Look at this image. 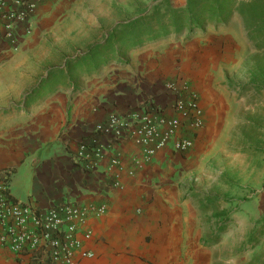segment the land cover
Segmentation results:
<instances>
[{
    "label": "crops",
    "instance_id": "obj_1",
    "mask_svg": "<svg viewBox=\"0 0 264 264\" xmlns=\"http://www.w3.org/2000/svg\"><path fill=\"white\" fill-rule=\"evenodd\" d=\"M74 1H40L31 33L22 28L18 48L0 37V82L4 76L28 75L38 83L27 91L8 87L11 98L28 102L21 108H0V171H13L9 191L20 203L41 209L66 202L107 206V213L87 226L92 237L85 240V248L95 257L78 264H183V221L175 216L179 182L195 165L207 163L215 117L202 94L206 127L194 150L165 151L152 159L145 158L135 140L116 142L113 134L97 133L111 116H128L146 102L169 106L172 95L163 83L173 76L174 65L162 56L170 49L165 41L133 48L127 59L122 55L102 64L86 62L87 52L104 41L49 69L48 42L57 47L53 37L63 34L69 20L80 18V12L71 9ZM78 28L77 21L67 33ZM72 44L79 52L85 50L79 39ZM53 80L54 89L47 85ZM61 82L68 88L58 87ZM37 99L45 101H32ZM25 115L30 117H17ZM94 139L103 157L91 155L96 167L87 168L76 153ZM112 159L119 160L121 168L112 167ZM115 180L118 187L113 186ZM0 264L35 262L31 255L15 256L0 247Z\"/></svg>",
    "mask_w": 264,
    "mask_h": 264
},
{
    "label": "rangeland",
    "instance_id": "obj_2",
    "mask_svg": "<svg viewBox=\"0 0 264 264\" xmlns=\"http://www.w3.org/2000/svg\"><path fill=\"white\" fill-rule=\"evenodd\" d=\"M188 1L76 0L71 9L79 11L80 18L69 20L63 34L53 37L59 41L57 47L48 42V68L103 43L110 28L159 8L161 12L186 8ZM77 21L79 28L67 33ZM72 39H79L85 50L77 51ZM160 41L169 43L162 56L174 65L173 76L163 84L173 83L180 74L190 78L216 122L207 163L195 165L193 173L183 174L179 182L175 216L183 221L180 261L264 264V0H236L220 24L156 42ZM130 53L125 49L122 59ZM2 79L0 108H21L28 102L11 98L8 87L27 91L38 84L28 75ZM47 85L54 89L55 80ZM57 85L68 88L63 82ZM17 117L25 120L30 115Z\"/></svg>",
    "mask_w": 264,
    "mask_h": 264
},
{
    "label": "built area",
    "instance_id": "obj_3",
    "mask_svg": "<svg viewBox=\"0 0 264 264\" xmlns=\"http://www.w3.org/2000/svg\"><path fill=\"white\" fill-rule=\"evenodd\" d=\"M40 1L49 0H0V37L18 48L22 28L31 33L30 24ZM165 89L172 95L169 106L146 102L128 116H111L105 125L97 127V133L113 134L116 142L135 140L147 159L165 151L188 154L206 127L203 95L184 75L166 84ZM102 151L94 139L79 147L76 159L87 168H95L97 161L90 157L100 159ZM111 166L121 168L120 161L112 159ZM113 186L118 187L119 182L115 180ZM106 213V205L66 202L41 209L15 202L8 182L0 179V247L15 256L31 255L35 264H78L81 259H93L94 254L84 244L92 237L87 226Z\"/></svg>",
    "mask_w": 264,
    "mask_h": 264
},
{
    "label": "trees",
    "instance_id": "obj_4",
    "mask_svg": "<svg viewBox=\"0 0 264 264\" xmlns=\"http://www.w3.org/2000/svg\"><path fill=\"white\" fill-rule=\"evenodd\" d=\"M235 1L189 0L183 9L168 8L166 12H161L160 8L156 9L151 14L117 25L108 35L105 44L91 48L83 59L86 62L92 60L95 64H102L109 59L112 61L122 56L125 51L123 49L130 51L133 48H140L145 43L157 41L171 34L182 36L188 31L189 35H193L210 23L220 24L221 19L231 14ZM251 3L252 6L257 4L256 1ZM118 45L122 46V50L116 49ZM12 175L11 169L0 171V177L6 182L10 181Z\"/></svg>",
    "mask_w": 264,
    "mask_h": 264
}]
</instances>
